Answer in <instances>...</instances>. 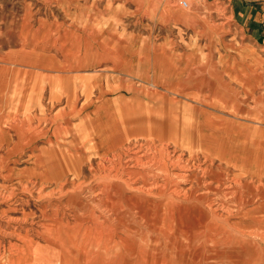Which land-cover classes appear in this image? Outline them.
Wrapping results in <instances>:
<instances>
[{
    "label": "rangeland",
    "instance_id": "rangeland-1",
    "mask_svg": "<svg viewBox=\"0 0 264 264\" xmlns=\"http://www.w3.org/2000/svg\"><path fill=\"white\" fill-rule=\"evenodd\" d=\"M181 1L0 0L9 133L20 137L0 154V264H142L123 261L128 238L104 239L93 228L135 231L142 245L176 215L152 203L111 218L107 202L117 198L103 188L119 187L135 166L166 187L162 197L177 191L183 212L200 220L194 228L229 239L182 264H264L257 238L235 224L257 188L205 159L196 133L197 121L219 110L264 115V40L237 26L247 18L264 24V0ZM246 68L261 102L239 90ZM116 165L121 174L109 175ZM106 242L114 249L108 262Z\"/></svg>",
    "mask_w": 264,
    "mask_h": 264
},
{
    "label": "crops",
    "instance_id": "crops-1",
    "mask_svg": "<svg viewBox=\"0 0 264 264\" xmlns=\"http://www.w3.org/2000/svg\"><path fill=\"white\" fill-rule=\"evenodd\" d=\"M258 22L259 20L247 18L242 22L243 24L237 23V26L246 31L247 36H250L255 43H259V40H264V24L261 25ZM9 71L7 66L0 65L1 155L9 153L11 151L9 149H12L20 140L19 135L17 134L15 137L14 133V135L11 134L16 139L14 141L9 133V107L13 101ZM245 71L243 73V69H241L239 72L242 77H245L239 84V90L246 98H257L261 102L263 97H255L256 94L253 92L257 89H254L255 81L251 80L253 73L249 72L247 68ZM257 87H259L258 84ZM22 88L24 87L22 86ZM161 88L166 89L163 86ZM23 101L24 90H20L16 107L23 104ZM208 117H210L208 121H197L201 125L198 127V131L196 130L199 151L209 162L231 171L234 176H238L240 181H244V184L247 183L249 190H252L250 189L251 185H255L257 188L255 201L240 214L235 224L248 236L257 238L255 244L264 261V244H261L264 243V125H261L264 124V115L260 116L262 121H258L236 115H224L219 110L217 114ZM13 130H15L14 127Z\"/></svg>",
    "mask_w": 264,
    "mask_h": 264
},
{
    "label": "bare ground",
    "instance_id": "bare-ground-1",
    "mask_svg": "<svg viewBox=\"0 0 264 264\" xmlns=\"http://www.w3.org/2000/svg\"><path fill=\"white\" fill-rule=\"evenodd\" d=\"M114 153L116 154V152ZM124 153L127 154L126 151H124ZM134 155L135 152L131 156V159L133 158ZM134 160L136 161V158H134ZM116 161L117 164L120 163V156L116 158ZM124 165L126 166L127 163L125 162ZM165 166L166 164L164 163L163 168ZM118 168H119L118 165L114 167L113 166L108 167V174L110 175V173L113 172L112 176H118L119 174H121L122 171L121 170L120 172H118ZM124 170H127L125 172L126 175L128 176V179L121 180V182L119 183V187H117V185L111 187V184L106 182L103 188L104 193L106 194L108 193L112 198H117L115 200L113 199L114 201L110 200L107 202L109 204L107 207L110 208L111 206L109 211L113 210L110 214H113L114 216L111 218L118 219L119 217L118 211L120 210L121 207H125L127 210L138 209L139 211H144V210L146 211L147 209L151 208V206H148V204H152V203H153V207L151 209L162 210L167 208L169 211H176V215L172 214L171 212V215H169L168 218L162 220L165 221L166 223L169 220L168 225H166L167 228H165L164 226L162 228H155L149 230L152 233H149L150 236L147 241L145 240V238H140L141 241L144 242V244L142 245L136 244L135 240L137 239L134 238L135 239L134 241L132 240L133 237L131 239L130 233L131 234L135 233L136 235L137 232L135 231L133 232L131 230L129 231L127 230L128 232H126V230L119 231L116 228H110V227L103 229L102 228V226L104 225L103 222L96 223L94 225L95 227L93 228L95 229V231H98L97 235L101 237H105L104 239H107L108 237L110 238V236L113 237V235L116 234H117L116 237L118 236L119 239H121V237L128 238L126 240L127 242L122 246L123 247L122 251L125 252L123 255L128 258L127 260H123V261H128L129 259L131 260L132 258H138L140 260V263L142 264H182V262L183 263L188 262L193 258H197L200 255L201 247H205V246L211 247L213 245L219 246L221 243L220 241H224V244L227 243L229 239L228 240L225 238H221L222 240L219 239L217 235L219 232H217V234H214L213 232H207L206 230L205 232L199 231L198 228L193 227V226L198 227L200 224V220H198L197 216L194 215H192L191 218L189 212H187V214L183 212L181 207L182 204L178 200L179 196H177L176 193L177 191L176 192L174 191L175 193L173 192L176 197L174 196V198H169V199L164 198L162 197L163 194L165 193L163 188L166 187L162 188V186L158 185L157 182H147L150 178L149 172H142L136 166L133 169L130 168ZM165 174L167 175V173ZM153 177L155 178V176ZM138 179L140 180V182H136L138 181ZM124 183L125 185H123ZM125 188H129V191L127 192L128 195H124ZM154 189L156 191H154ZM158 198L161 199L158 201L157 204H154L153 200H157ZM165 199L166 201H164ZM176 200H178V202ZM122 203L124 204L126 203V204L123 205ZM103 206L105 209L106 206L105 205ZM114 210H116L117 212L115 213ZM195 210L196 207L191 206V209L189 211H195ZM108 243L109 242L104 243L105 246L103 245L102 247L103 250L102 253H104L103 257L106 260L110 258L111 254H113L114 252V249H112L113 250L112 252ZM116 255L119 254H115L112 257L115 258ZM201 260H203V258ZM108 261L109 259L107 260V262ZM124 264H126V262Z\"/></svg>",
    "mask_w": 264,
    "mask_h": 264
},
{
    "label": "built area",
    "instance_id": "built-area-1",
    "mask_svg": "<svg viewBox=\"0 0 264 264\" xmlns=\"http://www.w3.org/2000/svg\"><path fill=\"white\" fill-rule=\"evenodd\" d=\"M187 5H188V3H187L186 0H182V1H181V6H182V7L185 8V7H187Z\"/></svg>",
    "mask_w": 264,
    "mask_h": 264
}]
</instances>
